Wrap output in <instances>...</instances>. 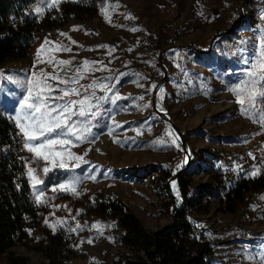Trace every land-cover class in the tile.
<instances>
[{
	"label": "rangeland",
	"instance_id": "1",
	"mask_svg": "<svg viewBox=\"0 0 264 264\" xmlns=\"http://www.w3.org/2000/svg\"><path fill=\"white\" fill-rule=\"evenodd\" d=\"M64 1L95 6L96 13L60 17L57 25L37 38L25 59L0 66V105L9 116L18 110L24 93L14 82L28 79L37 50L46 39L72 49L55 53L57 59L72 60L71 65L61 66L62 76L74 74L85 59L102 61L106 68L86 73L79 85L87 86L96 79L112 89L107 93L96 89L97 96L118 92L127 99L116 105L104 103L94 121L102 125L112 124L113 120L119 123L121 126L112 135L107 127L94 128V142L72 148L78 155L87 152L84 158L89 164L71 171L55 169L45 175L41 171L44 162H33V154L26 150L31 167L44 181L39 187L47 198L46 203L39 204L42 221L36 236L42 238L50 232L63 237L70 247L68 264H112L140 252L124 243L123 229L104 205H126L149 232L171 225L177 212L182 211L194 224L204 225L214 264H261L264 125L244 115L230 89L247 78L245 74L261 50L264 0L61 3ZM41 7L43 0L38 5ZM103 8H108L111 24L102 14ZM53 9L43 13L54 16ZM129 15L133 18H126ZM74 26H79L78 30H73ZM133 27L138 30L131 31ZM68 37L77 44L73 45ZM40 68L55 71L47 64L36 66V70ZM169 130L178 134L179 148L169 142ZM161 139L164 145L156 143ZM178 165L182 167L178 169ZM256 169L259 173L251 175ZM90 175L96 179H88ZM74 176L82 178L77 187L79 196L52 190ZM173 180L179 198L171 187ZM243 182L253 189L233 206L227 196L231 188ZM58 219L67 223L55 232L45 224V220L53 223ZM97 223L102 230L93 227ZM77 225L80 227L75 232L70 231ZM89 239L93 243H88ZM45 262L41 253L24 248L12 257L0 255V264Z\"/></svg>",
	"mask_w": 264,
	"mask_h": 264
},
{
	"label": "trees",
	"instance_id": "2",
	"mask_svg": "<svg viewBox=\"0 0 264 264\" xmlns=\"http://www.w3.org/2000/svg\"><path fill=\"white\" fill-rule=\"evenodd\" d=\"M39 2L0 0V66L25 59L37 38L57 25L60 17L69 19L96 13L95 6L88 8L81 2L64 1L53 9L54 16L37 15ZM28 167L23 140L0 105V255L12 257L24 248L41 253L46 259L44 264H68L70 247L63 237L50 232L42 238L36 236L41 229L42 207L36 202L27 176ZM237 185L227 196L233 206L253 189L245 182ZM104 208L123 229L124 243L140 252L112 264H214L213 248L202 228L187 219L182 211L177 212L171 225L149 232L126 205L110 203Z\"/></svg>",
	"mask_w": 264,
	"mask_h": 264
},
{
	"label": "snow or ice",
	"instance_id": "3",
	"mask_svg": "<svg viewBox=\"0 0 264 264\" xmlns=\"http://www.w3.org/2000/svg\"><path fill=\"white\" fill-rule=\"evenodd\" d=\"M43 2L44 7L35 10L37 15L42 14L45 9L58 7L61 0H43ZM115 7L118 8L119 4L117 3ZM101 12L107 22L111 24L112 20L108 8L101 9ZM126 18L131 19L133 17L129 15ZM121 27L123 26L121 25ZM78 28L79 26H74L73 30H78ZM137 30L135 27L131 29L133 32ZM60 35L68 36L67 33H61ZM68 39L73 45L77 44V41L72 40L71 37H68ZM49 45L51 47H48ZM99 47L108 46L100 45ZM70 51L72 49L62 43L46 39L41 48L37 50L33 70L30 71L28 79L14 82L19 85L24 94L19 100L18 110L14 109L10 119L18 129V135L23 140V148L33 154L32 161L44 162L41 171L45 175L55 169L71 171L80 168L81 165L89 164L90 162L84 158L87 152L83 155H78L72 151V148L77 144L94 142L97 138V133L93 131L94 128L107 127L108 134L112 135L115 128L121 126L119 123L113 120L112 124L102 125L94 123V121L101 114L100 109L104 103L116 105L117 101L127 99L126 97H121L118 92L111 96H97L96 89H102L105 93L110 92L112 89L109 84L101 83L96 79H93L87 86L79 85V81L85 78L86 73L106 68L102 61L90 62L85 59L83 64L75 70L74 74L62 76L60 74L61 66L71 65L72 60L57 59L55 53ZM111 51L112 49H109V55H111ZM44 53H47V55H42ZM40 64L51 65L55 71L48 72L44 68L36 70V66ZM96 64L101 67L96 68L94 66ZM121 75H127V73H121ZM245 75L247 78L230 90L237 96V102L242 106L244 115L249 116L253 122L264 125V40H261V50L258 57ZM8 79L11 80V77H8ZM106 79H110V77ZM140 86L143 87V85ZM152 88L155 89L156 85L153 84ZM159 91L163 93L164 89L160 88ZM140 99L142 100L143 97H140ZM257 104L260 106L257 107ZM104 111L110 112L111 109H105ZM167 136L171 137L169 142L172 145L177 148L180 147L177 143L178 134L173 130H169ZM115 142L120 141L116 140ZM156 143L164 145L165 141L161 139L157 140ZM252 158L255 159L254 156ZM184 163H187V156H185ZM179 167H182V165L177 166L178 169ZM258 173L259 169H256L251 172V175L255 176ZM27 176L32 189L35 191L36 202L39 204L46 203L45 192L39 187L44 184V181L37 175V169L31 167L30 162ZM87 178L95 180L96 176L90 175ZM81 179L80 176H74L65 183L58 184L52 190L79 196L81 193L77 190V187L81 183ZM171 187L179 198V191L174 180L171 181ZM66 223L65 219H58L53 223L45 220V224L52 228L54 232L58 226L63 227ZM196 226L204 227L203 224H197ZM79 227L77 225L76 228H71L70 231L75 232ZM93 227L97 230H102L103 226L97 223ZM87 242L91 244L93 240L89 239ZM255 258L253 257V259ZM259 259L261 264H264V252L260 254Z\"/></svg>",
	"mask_w": 264,
	"mask_h": 264
}]
</instances>
